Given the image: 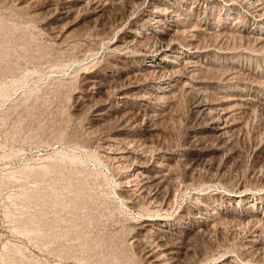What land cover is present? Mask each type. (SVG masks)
I'll return each instance as SVG.
<instances>
[{
    "label": "rangeland",
    "instance_id": "374dc122",
    "mask_svg": "<svg viewBox=\"0 0 264 264\" xmlns=\"http://www.w3.org/2000/svg\"><path fill=\"white\" fill-rule=\"evenodd\" d=\"M43 1L45 0H37L36 3H42ZM119 1L114 3V9L119 7L120 11L125 10L127 8V0ZM56 2L58 0H53V3ZM140 2L139 0V4ZM252 2L254 3L252 4ZM28 3L25 2V5L24 3L19 4L18 0H0V264H141L140 258L139 261L137 260L139 255L136 252L137 248L135 249L136 245L129 240V235L132 231L129 222L132 219H136V217L145 216L142 210L147 215L148 213L151 214V212H149V207L146 205L139 209L141 211L129 209L125 199H120L121 197L116 193L118 182L114 172L125 171L129 166V162L118 165L116 166L117 168L113 169L109 164L110 161L102 156L97 145L99 144L98 140L102 136L100 135L101 130L108 129L110 124L113 125V122H108V125L105 122L102 127L98 125V128L97 125L90 126L88 124L89 118H91L89 110L85 109L76 113L73 109L74 95L77 88H79V71L84 69L92 70L94 67L95 69L101 68L102 63L108 58L107 54L110 53V48H107L105 40H95V34L99 33L100 29L97 26H91L92 29H86V24L83 26V20L77 22L71 28L72 32L70 31L71 33L69 32L68 34L69 40H66L68 39L67 37L63 40V43L59 42L60 44L54 42V40L49 41L51 39L48 38L46 32L47 26L44 27L42 22H39L41 21L40 16L33 15L28 11L30 9V7L27 8L30 4ZM139 4L138 1L135 2L132 10L133 16L144 7L142 2L141 5L143 6ZM170 5V8L173 11L175 10V13L181 15V17H186L187 27L201 25L203 28L209 29L211 33H206L208 36L201 35V39L198 38L202 42V45L200 44L201 47L198 49L201 56L199 55V58H195V62L198 64L195 63L197 74L195 72L194 77L202 82L201 90L206 88L205 91L199 89L201 93L206 94L205 96L208 98L215 99L216 97L217 99L225 92L231 94L241 90L246 94L248 93L247 95L253 99V105L247 110L248 115H246V111L238 114L242 121L238 126L239 128L233 131L235 135L232 132L233 135L229 133L226 136L228 141L225 142L228 143L225 144V147L234 148L235 154L226 163L222 152L210 154L205 160L207 165H198L199 167L194 168V176H200L201 174V176H210V174L214 176V178L211 177L213 181L209 183L210 185L208 183L204 185L193 184L195 188L188 184L184 187L185 182L188 183L189 181H184L186 168L183 167L184 162L182 159L185 157L183 159L185 160L186 156L183 154V148L190 140L189 129L198 123L192 110V93L178 91L173 96V101L175 102L172 101V104L174 105L171 104L165 111L166 115L163 114L164 116L158 119L157 123L159 125L156 123L159 126H157V133L146 134L149 138L147 137L143 144L149 147L146 146L145 148V146L137 144L134 147L140 150V147L143 146L144 153H147V159L152 160L156 156V146L153 142L156 143L161 139L162 144L165 145L167 143V147L170 143L172 147L169 145V149L173 148L172 150L176 154L174 160L171 161L170 169L173 171L175 183L179 182L177 185L180 187L177 190L174 207L187 206L186 204L190 201L189 195L196 189L197 192L208 191L209 201L211 202L210 208L216 211V222L218 220L221 221L220 216H223L222 213L224 211L230 212L232 218H236V222L238 221L237 219H249L252 213L257 219L260 218L259 224H262V227L264 226V196L258 198L247 195L245 200H228L225 199L223 194L233 190L236 191L240 184L248 182L250 176L253 179H250L251 181L259 183L260 177L264 175V154L259 153L264 146V123L262 122L264 121V49L262 50L264 48V38L262 40H257L256 38L264 37V7H262L264 6V0H171V4L169 3L167 6ZM109 10L110 7H108L106 17L112 15ZM258 10L259 12H257ZM81 11L76 15H83L81 14L83 11ZM200 11L203 12L201 13ZM68 19L63 20L61 25L63 26ZM49 25L54 26L55 23L51 22ZM224 31L227 32L225 33ZM212 34L217 35L214 37ZM222 35H225L224 39ZM245 35H248L247 38ZM203 37L206 38L204 39ZM73 39L74 41H72ZM206 39L208 40L205 44ZM210 41L215 44L213 42L210 43ZM251 42L253 43L251 44ZM217 44L221 47L219 48ZM223 46H226V51ZM230 46L232 49H230ZM214 60L217 63L219 61V63L217 64ZM135 63L139 64L140 61L135 60ZM205 68H211L213 71ZM236 70L241 72L237 71L236 73ZM233 71L236 73L235 76ZM226 73L228 74L226 75ZM240 74L243 76H240ZM230 75L233 77H230ZM249 76L252 77L251 80ZM243 77L245 80H243ZM218 80L219 82H216ZM228 80L231 81L229 82ZM222 81H224V84L226 83L225 86ZM245 81H247V84ZM256 100L258 101L256 102ZM258 108H260V112ZM241 109L242 107L239 110ZM241 114L242 116H240ZM144 118L145 116L143 115ZM196 138L198 139H195V141L204 140L209 144L211 142L212 144L213 142L216 143L214 138H206V140L205 137H202V139ZM211 139L212 141L210 142ZM111 149H114L113 146H111ZM149 149L154 152L148 151ZM178 159H181L182 162ZM256 160L263 162V164ZM212 163L215 165H226L224 167L225 170L223 169L222 171L223 173L215 174L214 171L208 170L209 164L212 165ZM257 177L259 179L254 181ZM237 178L238 181H236ZM244 178L247 179L244 181ZM219 180L225 185L221 184ZM231 182L234 184L232 185ZM252 189L254 188L249 189V191H255ZM177 202L180 203L178 204ZM247 206H251L250 211L246 208ZM136 211L141 214L139 213L138 215ZM220 221L217 222L218 225L214 229L215 234L218 236L214 234V238H212L214 241L220 242L222 246L223 243L226 244L228 242L225 251L228 255H232L233 252L234 262H247L246 258L248 259L251 254H255L254 259H248L251 261L248 264H254V262L255 264L257 262H260L259 264L264 263V253L262 251L259 252V250H254V252L257 251L256 253H249L250 256H246L249 254L242 256L241 251L242 247L245 250L246 244L244 240L247 234L243 225L239 227L238 224L236 226L229 221L225 222L228 225L231 224L229 226L225 224L230 229L228 230L225 226L224 230L227 229L228 232H224L222 229L224 234L222 233L223 237L221 236L220 238ZM234 227L236 230L233 229ZM237 230L241 232H236ZM235 235L238 236L239 240ZM227 236L229 237L227 238ZM230 237L232 239L235 237L237 244ZM222 238L231 242H223ZM238 241L240 242L239 244ZM230 243H233L231 244L233 247L230 246ZM200 244L198 245V251L203 248V243L200 242ZM228 247L230 248L229 250ZM246 249L251 251L253 248L247 247ZM256 258L260 259L257 260Z\"/></svg>",
    "mask_w": 264,
    "mask_h": 264
},
{
    "label": "bare ground",
    "instance_id": "6f19581e",
    "mask_svg": "<svg viewBox=\"0 0 264 264\" xmlns=\"http://www.w3.org/2000/svg\"><path fill=\"white\" fill-rule=\"evenodd\" d=\"M36 1L37 0H18V3L19 4H23V3L25 4V2L30 3V4L28 3L29 6L27 8L30 7V9H28V11H30L31 14H33V15H38L41 17V21H39V22L40 23L42 22L44 27L47 26L46 32H47L48 38L51 39L49 41L54 40V42H58V43L62 42L63 43L64 42L63 40L68 37V34L71 31V28L73 26H75V24H77V22L83 20V26H84V24H86V26H85L86 29L91 28V26L92 27L97 26L100 29L99 33H96V34L94 33L95 38H96L95 40L96 41H104L105 40L104 42L107 44V48L108 47L110 48V53L107 54L108 58L106 61H104V63H102L101 68L95 69V67H94V69H92V70H90V69L85 70L84 69V70L79 71V74H78V78H79L78 87L79 88H77V91L75 92V95H74L73 109L76 113L81 112L85 109H88L90 112V115H91V118H89V122H88V124L90 126L97 125V128H98V125L100 127H102V125L105 124V122H107V125L109 124L108 122H110V121L113 122L112 123L113 125L110 124L111 127L109 126L108 129L101 130L100 135H102V136H101L100 140H98L99 144H97V145L99 146L98 148H99L102 156H104L105 159L110 161V163H109V161H108V163L113 167V169L118 165H123V163L127 164L126 162H129V166L125 171L122 170L123 172H121V171L120 172H118V171L114 172V173H116L115 175L117 177V182H118V186H116L117 187L116 193L121 197L120 199H122V198L125 199V201H126L125 203L129 206V209L132 208L134 210H139L142 208L143 205H146L147 207H149V212H151V214L155 213L152 215L150 213H148V215H147L142 210L143 215L145 214V216L140 215L141 217H139V218L136 217V219H132L131 222H129V224L132 228V231L129 235V240H130V242H132L136 245L135 249L137 248L136 252L139 255L137 260L139 261V258H140L141 264H236V263L237 264H248V263H251V261H249L248 259H254V256H255V254L252 255L251 252H254V250H259V252L262 251L264 253V228H263L264 226L261 227L262 224H259L260 218L257 219L256 216H255L256 217L255 218L251 213V217H249V219H247V220L237 219L238 221L236 222L235 221L236 218L233 219L230 212L224 211L222 213L223 216H220L221 221L218 220V221H220V225H219L220 228H219V226H218V228L221 229V230H219V235H220L219 237L220 238H221L222 233H223L222 229L224 232L227 231V229H228V227L225 225V224H227L225 222H228V221L232 224H235V225L238 224L239 227H241L243 225L244 229H246V232H247L245 240L242 238L244 240V243L246 244V246L244 248L245 250H243V247H242V251L238 247H237V249H240L243 257L249 253L251 254V257L248 259L246 258L247 262H243V261L241 263H239L240 261L234 262L233 261L234 258L232 257L233 252H232V255L231 254L228 255V254H226L227 252L225 251L227 248L226 244L228 242L226 244L223 243V246H222V245H220V242H216L217 238L215 239L216 241H214V239H213L214 238L213 235L215 234L214 229L216 228V225H218L217 224L218 221L217 222L215 221L217 218V216L215 214L216 211H213L210 208L211 202L209 201V192L208 191L197 192V189H196V191L192 192L189 195L190 197L188 196L190 201L188 204H186L187 206L183 205V207H180L181 206L180 205V206L174 207L175 201H176L177 190L180 187L177 185L179 182L175 183L173 171H171V169H170L171 168V161L174 160V157L176 155L175 152L172 150L173 148L169 149L170 147H172L170 145V143L168 144V147H167V145H166L167 143L164 145L160 141L161 139L159 140V138H157L159 141H157L156 143L153 142L154 145L156 146L155 147V150H156L155 155L156 156L153 157L152 160L147 159V157H146L147 153H144V149L142 148L143 146H145L143 144V143H145L144 140L148 137V136H146V134L157 131V129H158L157 126L159 125L157 123V121L160 117H163L164 115H166L165 111L172 104L173 96L178 91H183L184 93L190 92L193 94V97H192L193 99L191 98L192 99V110H193V113L195 115L194 118H196L198 120V123L195 126L193 125L194 127L192 126L189 129V139L190 140L188 141V143H186L185 147L183 148V154L186 156L185 160H183L185 157L182 159V161L184 162L183 167L186 168L184 181H186V180L189 181L188 183L185 182L184 187L187 186L188 184H191L192 186H193V184H195V185L196 184H198V185L203 184L204 185L206 183L209 184L210 182L213 181V179H211V177L214 178V176H211L210 171L211 172L214 171L215 174H220L223 171L224 167H226V165H224V166L220 165V164L215 165L213 163H212V165H210L211 164V161H210V164L208 166V170H210L209 171L210 176L209 175L201 176L202 174L200 176H197L195 174L196 176H194L193 175V173H195L194 168L197 167L198 165H204L205 160H206L208 155L218 153L220 151V152H222V154H224L223 156H224L225 163H226L228 161V159H230L235 154V150H233L234 148L230 149V147L229 148H227V146L225 147V144L228 143V142H225V141H228V140H226V136H228L229 133L232 134V132L235 129L239 128L238 126L241 124L242 120H241V118H239L238 114H240V112H244V113H245V111L247 112V110L253 105V99L249 95H247L248 93L246 94V93L242 92L241 90L237 91V92H233L231 94L230 93L227 94L225 92V94L223 93L221 96L219 95L220 98L217 97V99H216V97H215V99L214 98H208L205 96L206 94L204 95L203 93H201V91L203 90V89L201 90L202 82L200 80H197L194 77L195 76L194 73L197 71V66L195 64L197 62H195V60H196L195 58H197L200 55V51L198 49L201 47L200 44L202 43L199 41L198 38H200V37L202 38L201 35L205 36L207 34H211L209 32V29L207 30L206 28H203V26H201V25L200 26L199 25L198 26L192 25L193 27H187V24L185 22L186 17H181V15L175 13L174 12L175 10L173 11V9L170 8L171 5L167 6V4H169V3L171 4V0H140L142 2V4H144V7L141 8L139 13H136V15H134V16L132 14V12H133L132 10L134 9L135 2L138 1V4H139V0H127V3H126L127 8L123 11H120L118 9L119 7L114 9V6H113L114 3H118L117 1H119V0H58V2H56V3H53V0H45L42 3H38V4L36 3ZM261 1H263V0H261ZM119 2H121V1H119ZM141 2L139 5H141ZM217 2L220 3L219 1H217ZM253 3L254 2H252V4ZM258 3H260V2H258ZM173 4H175V3H173ZM117 5H119V4H117ZM257 5H259V4H257ZM261 5H263V4H261ZM141 6H143V5H141ZM253 6H255V5H253ZM108 7H110L109 11H111V13H112V15H110V17L109 16L106 17V14H107L106 12L108 10ZM115 7H116V5H115ZM255 7H258V6H255ZM262 7H264V6H262ZM81 10L83 11V13H81L83 15H81V16L76 15V14L80 13L79 11H81ZM188 11H190V10H188ZM184 12H185V9H184ZM257 12H259V10ZM205 13H207V12H205ZM175 15H177V16H175ZM70 16H73V17L68 19ZM188 16H190V15L188 14ZM192 16H193V14H192ZM35 17H37V16H35ZM37 19H39V18H37ZM66 19H68V20L65 21L63 26H62L61 22L63 20H66ZM189 19H191V18H189ZM51 22H54L55 25L50 26L49 24ZM84 22H86V23H84ZM189 23H190V21H189ZM212 26L214 27V25H212ZM241 26H240V28H241ZM260 27H262V26H260ZM255 32H256V30H255ZM214 33H216V32H214ZM79 34H80V32H79ZM217 34H219V33H217ZM217 34H215V35H217ZM238 34H240V33H238ZM213 35L214 34H212V36ZM215 35H214V37H215ZM249 35H251V34H249ZM255 35H253V36H255ZM224 36H223V39L225 38ZM242 36L244 37V35H242ZM247 36H246V38H247ZM217 37H216V39H217ZM208 38H211V37H208ZM256 38H257V40H262L264 37H256ZM223 39H222V41H223ZM245 39H244V41H246ZM66 40H69V37ZM82 40H83V38H82ZM207 40L208 39H206V42H204L205 44L207 43ZM211 40H213V39L211 38ZM72 41H74V39ZM211 42H213V41H210V43ZM252 43L253 42H251V44ZM67 44H70V43H67ZM225 45H227V44H225ZM239 45H240V43H239ZM256 45H255V47H256ZM71 46H72V44H71ZM217 46L219 47L218 44H217ZM208 47H210V46H208ZM223 47L225 48L226 46H223ZM232 47H233V45H232ZM260 47H261V44H260ZM226 49L227 48H225L224 50L226 51ZM230 49H232L231 46H230ZM263 49L264 48H262V50ZM259 50H260V48H259ZM94 52H96V51H94ZM220 52H222V51H220ZM243 55H244V53H243ZM243 55H242V58H243ZM212 59H214V58H212ZM135 60L140 61V63H139L140 65L136 64ZM218 63H219V61H218ZM221 64H222V62H221ZM199 67H200V65H199ZM205 67H206V65H205ZM88 68H90V67H88ZM249 68H251V67H249ZM205 69H208V68H205ZM209 69H211V68H209ZM201 70H203V69H201ZM205 71L207 72V70H205ZM215 71H216V69H215ZM220 71L222 72V70H220ZM237 71L238 70H236V73H237ZM221 72H220V75H221ZM225 72H227V71H225ZM229 72H231V71H229ZM245 72H247V71H245ZM203 73H204V71H203ZM236 73L234 74V76L236 75ZM195 74H197V72ZM227 74L228 73H226V75ZM243 74H244V72H243ZM202 76H203V74H202ZM231 76L232 75H230V77ZM240 76H243V75L240 74ZM252 76H254V75L252 74ZM244 77H243V80H245V78H246V77L245 78ZM251 78L252 77H250V80H251ZM226 79H228V78H226ZM222 80L226 81L223 78H222ZM231 80H228V81L230 82ZM206 81H208V80H206ZM224 81H222L223 82L222 84H224ZM255 81L257 82L256 79H255ZM259 81H261V80L259 79ZM216 82H219V80ZM246 82L247 81H245V83ZM262 82H263V80H262ZM226 83H227V81H226ZM226 83L224 84V86L226 85ZM257 83H259V82H257ZM203 88H205V87H203ZM236 88H238V87H236ZM239 88H242V87H239ZM205 90H206V88L203 91H205ZM248 91H250V90H248ZM255 92H257V91H255ZM210 93H211V91H210ZM160 99L161 100L163 99V100L161 101ZM174 100H175V98H174ZM257 101L258 100H256V102ZM173 102H175V101H173ZM190 103H191V100H190ZM260 103H261V101H260ZM172 105H174V104H172ZM241 107H242V109L239 110ZM260 108H258V111ZM143 115L145 116L144 119H143ZM246 115H248V112L246 113ZM240 116H242V114ZM262 122L264 123V121H262ZM156 123L158 125H156ZM194 124H195V121H194ZM140 125H142V126L140 127ZM86 128H88V127H86ZM104 128H105V126H104ZM240 128H242V127L240 126ZM231 134H230V136H231ZM233 134H234V132H233ZM255 134H257V133H255ZM150 135H152V134H150ZM196 137H199L201 139H202V137H205V140H206V138H209V139L214 138L216 140V143L213 142V144H212V142H211L212 139L210 140L211 144H209L208 142H207L208 143L207 144L204 140L195 141V139H198ZM175 142H176V140H175ZM136 144L137 145H143L142 147H140L141 151L138 150L139 148L135 149L134 145H136ZM169 145H170V147H169ZM111 146H113L114 149H111ZM146 146H145V148H146ZM150 146L152 147L151 144H150ZM147 147H149V146H147ZM255 148H254V150H255ZM263 149H264V146H263L262 150L259 151V153L264 154ZM148 151H150V149ZM150 152H154V151L152 150ZM183 154H181V155H183ZM222 154H219V155H222ZM153 156H154V154H153ZM223 156H222V158H223ZM219 157H221V156H219ZM150 158H151V156H150ZM208 159H210V158H208ZM212 159H213V157H212ZM235 160H237V159H235ZM258 160H256V161H258ZM133 161H135V162H133ZM179 161L182 162L181 159ZM206 163H209V162H206ZM225 163H223V164H225ZM259 163L263 164V162H261V161ZM175 165H176V163H175ZM205 165H207V164H205ZM123 168H124V166H123ZM179 172H180V169H179ZM212 175H214V173H212ZM254 175H256V173H254ZM175 177H177V176H175ZM178 178H179V176H178ZM245 179H247V178H244V181H245ZM250 179H252V176H250ZM250 179L248 180V182L246 181V182H243L242 184H240L238 187L236 186L237 187L236 191L233 190L231 192L223 194L225 199H228V200H231V199L245 200V199H247V195H249V197L253 196V197H258V198H261L262 196H264V175H262L260 177L259 183H255V182H257L255 180L259 179L258 177L254 179L255 182L251 181ZM236 181H238V178ZM219 182H220V180H219ZM220 183L223 184V182H220ZM233 184L234 183H232V185ZM195 185L193 187H195ZM198 185H197V187H199ZM223 185H225V184H223ZM228 185H230V184H228ZM251 188H254L252 190H255V191H249V189H251ZM182 197H183V195H182ZM224 202H222V203H224ZM250 207L251 206H247L246 208L249 210ZM139 211H141V210H139ZM137 213L139 215L140 212H137ZM233 213H236V212H233ZM260 215H261V213H260ZM229 225H231V224H229ZM225 226L227 227L226 230H224ZM229 229H230V227H229ZM233 229L236 230L235 227ZM236 232H241V231L237 230ZM226 233H225V235H226ZM233 233H235V232H233ZM227 235H230V234H227ZM216 236H218V235H216ZM228 237L229 236H227V238ZM232 237H230V239H232ZM236 237L238 238V236H236ZM241 237H243V235H241ZM220 238H218V239H220ZM225 238H226V236H225ZM233 239H232V241H233ZM238 240H239V238H238ZM226 241H229V240H226ZM226 241L223 239V242H226ZM234 241H235V239H234ZM200 242L203 243V246H202L203 248H201L200 251H198V248H199L198 245L200 244ZM229 242H231V241H229ZM235 242H233V243H235ZM241 242H242V240H241ZM233 243H230V246L233 247V245H231ZM239 243L240 242L238 241V244ZM134 244H132V245H134ZM221 244H222V242H221ZM224 244H225V247H224ZM236 244H237V242H236ZM200 245H202V244H200ZM247 247H251V249L252 248L253 249L250 251V250L246 249ZM235 248H236V246H235ZM229 249L230 248L228 247V250ZM228 252H230V251H228ZM256 252H254V253H256ZM250 254L246 255V256H250ZM260 257H261V253H260ZM256 259L258 260L260 258H256ZM263 260H264V258H263ZM259 263L260 262H257L256 264H259ZM254 264H255V262H254Z\"/></svg>",
    "mask_w": 264,
    "mask_h": 264
}]
</instances>
